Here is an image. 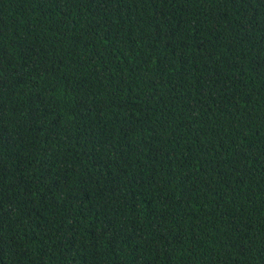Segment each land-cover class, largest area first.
<instances>
[{"label":"trees","instance_id":"1","mask_svg":"<svg viewBox=\"0 0 264 264\" xmlns=\"http://www.w3.org/2000/svg\"><path fill=\"white\" fill-rule=\"evenodd\" d=\"M0 264H264V0H0Z\"/></svg>","mask_w":264,"mask_h":264}]
</instances>
